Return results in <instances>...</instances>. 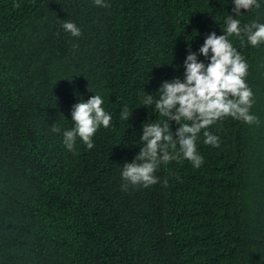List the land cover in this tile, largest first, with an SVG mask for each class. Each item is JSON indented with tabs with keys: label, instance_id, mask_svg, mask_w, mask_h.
Masks as SVG:
<instances>
[{
	"label": "trees",
	"instance_id": "obj_1",
	"mask_svg": "<svg viewBox=\"0 0 264 264\" xmlns=\"http://www.w3.org/2000/svg\"><path fill=\"white\" fill-rule=\"evenodd\" d=\"M105 2L0 0V264H264V44L229 37L250 65L259 123L226 118L210 129L218 148L201 133L200 168L172 161L157 170L161 183L122 191L143 123L159 118L144 96L183 78L188 48L222 35L234 4ZM258 2L241 10V26L264 23ZM65 21L82 34L66 32ZM93 95L111 127L97 131L93 149L77 138L69 151L73 105Z\"/></svg>",
	"mask_w": 264,
	"mask_h": 264
},
{
	"label": "clouds",
	"instance_id": "obj_2",
	"mask_svg": "<svg viewBox=\"0 0 264 264\" xmlns=\"http://www.w3.org/2000/svg\"><path fill=\"white\" fill-rule=\"evenodd\" d=\"M98 7H108L105 0H94ZM232 14L225 19L222 35L215 31L207 34L198 52L188 48L183 62V78L165 80L158 88V96L151 93L144 96L142 103L152 107L159 118L151 123H143L140 136V151L130 163L122 166L121 190L129 186L149 187L161 183L156 175L161 165L181 159L189 161L193 167L200 168L204 157L199 153L197 142L202 133L205 145L220 146V138L210 129L218 122L231 118L248 125L258 124L259 118L251 114L255 103L254 92L247 82L249 63L234 47L229 37L239 38L241 46L245 41L253 47L264 44V23L252 21L241 26L238 19L244 12L259 9L258 0H232ZM19 8L20 4L15 3ZM62 28L73 37H79L80 28L70 21L62 23ZM205 57L207 62L198 59ZM179 67V66H176ZM100 95H93L86 102L80 100L71 111L75 126L63 131V143L69 151H75L77 138L82 140L88 150L95 147L93 137L103 127H111L112 115L103 107ZM130 112L125 105L120 119L128 121ZM177 125L172 130V123ZM52 131L59 133L61 128L54 124ZM167 186V180H163Z\"/></svg>",
	"mask_w": 264,
	"mask_h": 264
}]
</instances>
